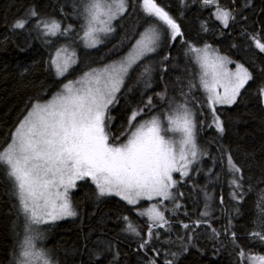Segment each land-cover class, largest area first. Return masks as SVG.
Returning a JSON list of instances; mask_svg holds the SVG:
<instances>
[{"label": "trees", "instance_id": "1", "mask_svg": "<svg viewBox=\"0 0 264 264\" xmlns=\"http://www.w3.org/2000/svg\"><path fill=\"white\" fill-rule=\"evenodd\" d=\"M84 2L0 0V149L10 143L33 103L48 100L65 81L122 56L154 22L142 11V0H128L114 39L97 49H81L75 70L59 78L50 60L63 39L45 35L36 25L52 19L75 24L79 36ZM156 3L168 12L181 34L173 42L168 40L154 59L131 72L118 102L108 110L113 119L110 133L121 136L137 109H143V115L167 101L187 102L195 112L199 145L207 154L179 184V206L166 212L168 223L153 228L154 235L143 249L140 245L150 224L137 212L143 204L133 206L114 196H99L90 179L80 181L72 194L76 217L46 227V245L57 264H150L153 260L155 264H248V255H264V240L251 235L261 230L258 204L264 194V101L260 91L264 88V52L253 39L264 43V0H218V6L234 17L228 28L214 18L215 6L205 5L203 0ZM32 10L38 15L28 16ZM25 17V27L14 29L15 21ZM206 44L245 65L252 75L232 106L216 109L224 127L222 134L216 129L189 52L191 45ZM149 98L153 103L146 107ZM229 155L242 170V198L232 196L237 190L227 170ZM205 212L208 214L203 215ZM129 223L141 235L128 231ZM25 225L14 183L0 167V264H16ZM241 250L245 258L239 255Z\"/></svg>", "mask_w": 264, "mask_h": 264}, {"label": "snow or ice", "instance_id": "2", "mask_svg": "<svg viewBox=\"0 0 264 264\" xmlns=\"http://www.w3.org/2000/svg\"><path fill=\"white\" fill-rule=\"evenodd\" d=\"M214 2L203 0L205 5ZM127 7V0H85L82 39L86 46L95 47L100 43L99 33L114 31L111 22L123 15ZM141 8L147 16L167 25L172 30L173 40L181 34L179 26L156 0H142ZM37 15L35 10L28 13L30 17ZM217 19L228 27L229 20L234 17L230 11L218 8ZM27 22V17L18 19L13 28L23 29ZM36 26L51 36L65 35L70 31V26L61 30V24L54 19L41 20ZM159 37L158 28L149 26L121 61L93 69L80 79L66 83L63 90L50 100L32 105L15 129L10 143L0 149V167L6 169L14 183L28 223L16 264H54L46 252L36 250L31 234L35 230L31 225L75 216L68 192L76 187L78 180L90 179L99 196L115 195L130 205L156 197L161 201L175 200L176 193L172 189L180 181L174 178L173 173L188 176L189 166L195 163L198 154H204L198 148L194 113L187 102L174 108L169 106L167 124L157 116L138 121L143 109H137L129 116L128 129L121 134L124 139L113 136L109 131L112 119L108 113L109 105L118 102L116 94L120 92L129 70L136 61L156 50ZM253 39L256 47L264 52V43L256 37ZM192 50L203 52L198 57L203 70L200 86L207 93L213 121L222 134L224 127L214 106L235 103L240 89L252 78L251 74L242 64H237L235 71H229L225 65L231 61L226 57L210 56L207 46L203 50ZM74 56V52L68 54V49L62 47L55 52L50 64L62 76L75 63ZM221 87L223 94L217 91ZM260 91L264 95V88ZM152 103L149 98L146 107ZM168 133H179V139H173ZM227 170L232 174L230 183L237 190L232 193L233 198H242L239 191L243 188L240 183L243 176L239 175L242 170L231 155L227 157ZM260 201L261 230H254L251 235L264 240V194ZM142 214L153 222L148 225L147 238L140 245L143 249L154 235L153 228H162L168 221L157 205H152ZM127 227L128 231L141 235L131 223ZM184 227L188 228V225ZM232 237L235 243V233ZM239 255L246 257L243 250ZM246 259L248 264H264V255H248ZM150 264H155V261ZM165 264H171V261H165Z\"/></svg>", "mask_w": 264, "mask_h": 264}, {"label": "rangeland", "instance_id": "3", "mask_svg": "<svg viewBox=\"0 0 264 264\" xmlns=\"http://www.w3.org/2000/svg\"><path fill=\"white\" fill-rule=\"evenodd\" d=\"M127 5H128V0H127ZM209 5H214L215 6V9H214V18L222 25V27H224V28H228L229 26H230V24H231V19L229 20V24H228V27H225L224 26V24L220 21V20H218L217 19V11H218V8L219 9H224V10H227V9H225V8H222V7H220V6H218V0H215V2L214 3H212V4H209ZM84 6H85V2H84V5L82 4V16H83V18H84V12H83V9H84ZM127 9H128V7H127ZM229 11V10H228ZM127 12V11H126ZM125 12V13H126ZM124 13V14H125ZM123 14V15H124ZM123 15H121V16H118L115 20H113L112 22H111V26L114 28V31H112V32H110V33H108V34H105V33H99L98 35H99V39H100V43H98L95 47H88V46H86V42L82 39V36H83V31H84V25H85V20H83V24H82V26H83V31H82V33L79 35V36H77V26L75 25V24H70V23H68V24H63L62 22H60V21H58L60 24H61V30H63V29H65V28H69V26H70V31H68L67 32V34H65V35H60L59 33L56 35V36H51V35H48V36H51V37H61L62 39H63V42H62V44L57 48V50L58 49H60V48H62V47H66L67 49H68V54H71V53H75V56L73 57V59L75 60V63H73V64H71L70 66H69V68H68V70H67V72H65L64 73V75H58L57 73H56V70H55V68L52 66V68H53V70H54V72H55V74L59 77V78H65L66 76H68L72 71H74L75 70V68L78 66V64H79V51L81 50V49H90V50H92V49H97V48H99V47H101V46H103V45H105V44H107L108 42H110V41H112L113 39H114V37H115V35H116V23H117V21H119L121 18H122V16ZM172 18V17H171ZM153 19H154V22L151 24V25H155L157 28H158V30H159V32H160V37H159V40H158V42H157V45H156V50L154 51V52H151V53H148L146 56H144L143 58H141L140 60H138V61H136V63L135 64H133V66H132V68L129 70V72H128V74H127V76L125 77V80H124V84H123V86L121 87V90L123 89V87H124V85H125V82H126V80H127V78L129 77V75L131 74V72L134 70V68L137 66V65H139V64H141L142 62H144V61H146V60H148V59H154L158 54H159V52H160V50L163 48V46H164V44L169 40L170 42H173L174 40L172 39V30L167 26V25H165V24H163L161 21H159L157 18H155V17H153ZM57 21V20H56ZM150 25V26H151ZM149 27V26H148ZM147 27V28H148ZM146 28V29H147ZM145 31V30H144ZM143 31V32H144ZM142 32V33H143ZM177 37V36H176ZM140 38V36L138 37V39ZM137 39V40H138ZM136 40V41H137ZM135 41V42H136ZM135 42H134V44L122 55V56H120L119 58H117V59H115V60H113V61H111V62H109V63H107V64H105L104 66H100V67H93V68H90L89 70H86L85 72H83L82 74H80V75H78L77 77H75V78H72V79H69V80H67V81H65L64 82V84L61 86V88H60V90L58 91V92H56L53 96H55L57 93H59V92H61L62 90H63V86L66 84V83H69V82H74V81H76V80H78V79H80L81 77H83L84 76V74L85 73H87V72H90L91 70H93V69H101V68H104V67H106V66H108V65H110V64H113L114 62H119V61H121L124 57H126L127 55H128V53L131 51V49L133 48V46L135 45ZM208 47V52H209V55L210 56H221V57H226L229 61H231V63H227L226 65H225V67L229 70V71H235V69H236V65L237 64H242V63H239V62H234L232 59H230L228 56H226V55H224V54H222L221 52H219L216 48H214L213 46H211V45H209V44H206V45H203V46H195V45H191L190 47H189V52H190V55H191V57H192V59H193V61L195 62V64L197 65V67H198V73H199V80H200V77H201V74H202V68H201V66H200V62H199V60H198V57H200V56H202L203 55V52L201 51V52H196V51H193L192 49H199V50H203V49H205V47ZM56 50V51H57ZM55 51V52H56ZM54 55H55V53H54ZM54 55H53V57H54ZM62 55H65V54H62ZM52 57V58H53ZM243 65V64H242ZM246 69H248L245 65H243ZM248 71H249V73L251 74V72H250V70L248 69ZM251 77H252V75H251ZM209 79H210V77H209ZM251 80V79H250ZM249 80V81H250ZM248 81V82H249ZM248 82L244 85V87L248 84ZM243 87V88H244ZM243 88H241L240 89V93H241V91H242V89ZM203 89V88H202ZM121 90H120V92H121ZM203 91H204V93H205V96H206V98H207V93L205 92V90L203 89ZM217 91L218 92H220L221 94H223V91H224V89L221 87V88H218L217 89ZM120 92H118L117 94H116V97L118 96V94L120 93ZM239 93V94H240ZM52 96V97H53ZM239 96V95H238ZM238 96L236 97V101H237V99H238ZM263 96V101H264V95H262ZM52 97H50L48 100H50ZM48 100H46V101H48ZM46 101H42V102H46ZM235 101V102H236ZM35 103H37V102H35ZM35 103H33L32 105H34ZM115 103V102H114ZM177 104H179V102H177V101H167V102H165V103H163V104H161V105H158V106H156V107H154L155 108V110H153V111H150L149 113H147V114H143V115H139L138 117H137V120L138 121H143V120H148V119H150V118H152L153 116H157V117H159L165 124H167V115L170 113V105H172L173 106V108L175 107V105H177ZM234 104V103H233ZM233 104H231V105H228V104H218V105H215L214 107H215V109H217L218 107H229V106H232ZM112 105H109V108L111 107ZM31 108V107H30ZM109 108H108V110H109ZM210 108V107H209ZM30 110V109H29ZM28 110V111H29ZM210 110H211V108H210ZM191 111L194 113V119H195V122H196V126H197V120H196V117H195V112H194V110L193 109H191ZM27 115V114H26ZM25 115V116H26ZM216 115H218L217 113H216ZM219 116V115H218ZM219 119H220V117H219ZM23 120V119H22ZM220 121H221V119H220ZM112 122H113V119H111V121H110V123H109V131H110V127H111V125H112ZM135 123V122H134ZM18 127V126H17ZM16 127V128H17ZM14 132H15V130H14ZM13 132V133H14ZM168 136H170V137H172L173 139H175V140H178L179 139V133H168L167 134ZM196 139H197V144H198V148H199V150L201 151V152H203L204 154L203 155H200V154H198L197 155V157H196V161H195V163H193V164H191L190 166H189V174H188V176H186V177H181L180 176V174L179 173H173V176H174V178L176 179V180H178V181H180L179 183H177V185H176V187L174 188V189H172V191L174 192V193H176V197H175V200H167V201H161L160 200V198H158V197H156V198H153L152 200H145V199H142V200H140L139 201V203H137V204H135V205H133V206H138V205H141V204H143V207H141V208H137V212H138V214H139V216L140 217H142L143 219H146L149 223H153L152 221H150L149 220V218L146 216V215H143L142 213H144L145 211H147V209L148 208H150L152 205H157V207H158V210H160V211H162L163 212V214H164V216H165V219L167 220L168 219V217H167V214H166V212L167 211H170V212H173L175 209H176V207H177V205H178V202L176 201L177 199H178V187H179V184L180 183H183V182H185L191 175H192V173L194 172V169L201 163V160H202V158H204V156H206V152L200 147V145H199V141H198V129H197V135H196ZM178 146V145H177ZM84 180H86V179H84ZM80 181H82V180H78L77 182H76V187L75 188H73V189H69V192H68V196H69V199H70V202H71V205H72V207H73V209L75 210V208H74V206H73V202H72V194H73V192L76 190V188H77V185H78V183L80 182ZM106 196H108V195H106ZM111 196H114V197H117V198H119L120 199V197H118V196H115V195H111ZM105 197V196H104ZM122 200V199H121ZM124 201V200H123ZM126 202V201H125ZM41 203H43L42 201H41ZM75 212H76V210H75ZM76 214H77V212H76ZM76 217V215L75 216H68V217H63V218H58V219H55V220H51V219H49V222L48 223H42V224H40V225H31V227L35 230V231H33L31 234L33 235V237H34V243L36 244V250L37 251H44V252H46L48 255H49V257L51 258V260L54 262V264H57L55 261H54V258L52 257V255H51V253H50V251L48 250V248H47V241H48V232H47V229H46V227L47 226H49V225H52V224H56V223H58V222H61V221H65V220H69V219H73V218H75ZM27 227H28V223H27V221H26V225H25V227H24V231H23V239H22V241L24 240V237H25V235H26V229H27ZM22 241H21V243H22ZM20 245L21 244H19L18 245V247L17 248H19L18 249V251H16V256L18 257L19 256V251H20ZM16 257V258H17Z\"/></svg>", "mask_w": 264, "mask_h": 264}]
</instances>
